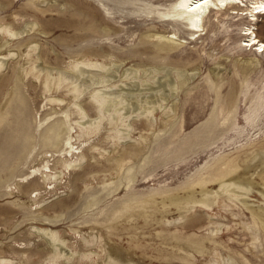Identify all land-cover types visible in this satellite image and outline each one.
I'll return each instance as SVG.
<instances>
[{"label":"rangeland","instance_id":"374dc122","mask_svg":"<svg viewBox=\"0 0 264 264\" xmlns=\"http://www.w3.org/2000/svg\"><path fill=\"white\" fill-rule=\"evenodd\" d=\"M174 1L0 0V264H264V0Z\"/></svg>","mask_w":264,"mask_h":264},{"label":"bare ground","instance_id":"6f19581e","mask_svg":"<svg viewBox=\"0 0 264 264\" xmlns=\"http://www.w3.org/2000/svg\"><path fill=\"white\" fill-rule=\"evenodd\" d=\"M237 1L239 0H176L173 3H171L169 6L164 8V11L161 13L162 17H159V18L164 19V21L174 22V23H179V24L184 25L186 31L191 34L190 36H192L193 38L196 37V39H198L202 36L201 33L204 31L203 29L204 18L203 17L205 16L206 13L208 12H209L208 14L211 13L210 12L211 8L217 10V12L221 9H224L227 11L228 9H231L233 7L232 5L238 4ZM240 2L242 3V0H240ZM254 5H255L254 9L264 10V1L255 2ZM234 13L236 15H239L238 12H232L231 14H234ZM256 14H257L256 12L254 14L251 13L250 14L251 18L255 19ZM250 30L251 28L248 27L247 32H245V34L243 35L250 34L252 35V37L246 40V42L245 41L244 42L248 43V41H250V44L252 47L253 46L257 47V49H255L254 52L264 55V42L261 39H259V37L257 36V34L254 33V31L250 32ZM19 34H22V32H17L14 35L16 36ZM170 39L173 40V36L170 37ZM243 45H249V44H243ZM0 61H2V59H0ZM49 119H52V117L45 119L43 123L39 122L37 126V130L41 126H43L45 122H48ZM71 139L72 138L70 137V134L68 133L63 143L64 150H62V152L67 151V153H71L73 151ZM42 168H43V171H40L41 169L33 170L32 176L34 177L38 175L39 171L46 173V174L51 173L47 165H44V167ZM250 184L252 185V183ZM41 232H44V231L41 230ZM45 234H46L45 237L48 238V233H45Z\"/></svg>","mask_w":264,"mask_h":264}]
</instances>
